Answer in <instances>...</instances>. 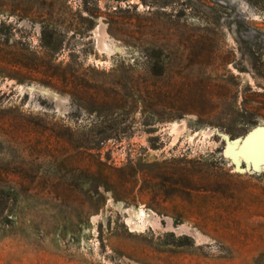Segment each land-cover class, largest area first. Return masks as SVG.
<instances>
[{"label":"rangeland","instance_id":"rangeland-1","mask_svg":"<svg viewBox=\"0 0 264 264\" xmlns=\"http://www.w3.org/2000/svg\"><path fill=\"white\" fill-rule=\"evenodd\" d=\"M256 127L264 0H0V264H264Z\"/></svg>","mask_w":264,"mask_h":264},{"label":"bare ground","instance_id":"bare-ground-1","mask_svg":"<svg viewBox=\"0 0 264 264\" xmlns=\"http://www.w3.org/2000/svg\"><path fill=\"white\" fill-rule=\"evenodd\" d=\"M226 144V155L232 157L237 166L245 161L248 167L258 168L264 161V127H256L245 138L227 140Z\"/></svg>","mask_w":264,"mask_h":264}]
</instances>
